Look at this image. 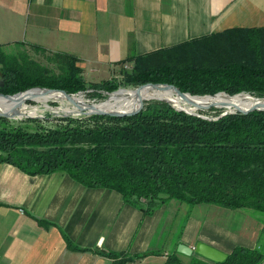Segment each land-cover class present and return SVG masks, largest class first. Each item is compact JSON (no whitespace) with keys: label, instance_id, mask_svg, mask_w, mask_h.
Returning <instances> with one entry per match:
<instances>
[{"label":"trees","instance_id":"16d2710c","mask_svg":"<svg viewBox=\"0 0 264 264\" xmlns=\"http://www.w3.org/2000/svg\"><path fill=\"white\" fill-rule=\"evenodd\" d=\"M132 62L130 71L122 68V81L87 83L70 54L26 42L2 44L0 94L44 88L105 100L120 87L158 84L196 96L223 92L264 98V28L226 29ZM152 101L159 100L132 105L128 111L149 102L129 116H65L50 126L38 119L17 123L0 117V164L29 176L66 173L86 188L119 193L123 203L144 215L170 203L186 206V218L198 204L264 214V111L206 118ZM161 254L105 255L114 264H128ZM164 264H184L176 247ZM186 264H264V254L235 247L222 262L191 256Z\"/></svg>","mask_w":264,"mask_h":264},{"label":"crops","instance_id":"0c3cea01","mask_svg":"<svg viewBox=\"0 0 264 264\" xmlns=\"http://www.w3.org/2000/svg\"><path fill=\"white\" fill-rule=\"evenodd\" d=\"M231 28H264V0H0L1 44L70 54L84 80L116 78L136 56ZM186 213L170 203L144 215L66 173L0 164V264H114L105 254L149 251L162 254L128 264H164L174 247L199 242L264 254V218L252 210L198 204Z\"/></svg>","mask_w":264,"mask_h":264},{"label":"rangeland","instance_id":"374dc122","mask_svg":"<svg viewBox=\"0 0 264 264\" xmlns=\"http://www.w3.org/2000/svg\"><path fill=\"white\" fill-rule=\"evenodd\" d=\"M2 34H3L2 30H0V45H2L1 44V40L3 39ZM31 54L34 60H36L39 63L45 64V60L42 56H40L39 54H34L32 52ZM124 70H126L127 72L130 71V69H124ZM123 74L124 73H120L116 77V81L118 82L122 81ZM85 80H87V83H101L106 80V77L102 78L97 75H93L90 77V79L86 78ZM132 88H138V87H134V86L120 87L118 88L119 91L116 92V94H128L134 91L148 92L150 91V89L151 90L153 89V87L148 88V89H132ZM31 97L33 99L19 103L16 106L3 108V109L0 108V112L8 113L10 116L9 118H6V119L10 120L11 122L19 123L27 119H38L45 126L55 125L57 122H59L60 118H63L65 116L78 118V117H85L86 114L84 113H89L88 111H86L79 105H74L67 101L65 102V100L57 99L52 96H47L44 93L34 92L31 94ZM110 97L111 96H109V98L105 100H91L87 97L86 93H83V94L77 95L76 99L83 103L91 105V104H103L108 99H110ZM110 101L112 102V105H113L111 109L109 110L110 112H119L123 109L125 105L124 101H115L113 99H111ZM139 102H144V101H139ZM152 102H162V101H152ZM185 102L186 103H179L178 105H174V106L172 105V107L176 109H184L192 113L201 112V116L206 117V118L214 117L216 115L222 114L225 111H228V110L230 111L233 108L232 106L231 107L217 106V107H212L208 110H200V107L195 106V105H189L187 104V101ZM147 103H144L141 105L144 106ZM20 117H25V118L19 119ZM254 213L256 214L257 217L261 219L264 218V214L257 213V212H254Z\"/></svg>","mask_w":264,"mask_h":264},{"label":"water","instance_id":"95a60500","mask_svg":"<svg viewBox=\"0 0 264 264\" xmlns=\"http://www.w3.org/2000/svg\"><path fill=\"white\" fill-rule=\"evenodd\" d=\"M144 86H150V87H153L154 89H158V90L171 91L174 95H176V97H178L184 101H189L190 98H214V97L219 96V95H222L228 99H233L236 97L243 96V97H247V98L254 100V105H252L249 108L240 109V108H237L236 106H232L233 107L232 110L225 111L220 116H223V115L228 114V113H235V112L247 114V113L252 112V111H264V103L260 102V101H264V98H256V97H253L249 94L240 93L237 95H228L226 93L221 92V93H217L215 95L196 96V95H190L188 93H182L176 87H174L172 85L147 84V85H142L139 87H144ZM32 90H39V91L46 93V94L47 93H59L64 97V99L66 101H71V97L74 95L83 94V92H79V93L74 94V95H69V94L65 93L64 91H59V90H51V89H44V88H32V89L17 93V94L12 95V96L0 94V97L6 98V99H11L15 96L21 95L23 93H27V92L32 91ZM118 91L119 90L117 89L114 92L108 93L107 94L108 98H109V96L115 94ZM159 101H162V100H159ZM162 102H165V103H168L169 105H171L167 101H162ZM191 102H190V104L193 105V103H191ZM89 107L92 110V112L91 113H84V114H86V115H108V116H114V117H123V116H129V115H133V114L137 113L138 111H140L142 109L143 105H140L138 108L131 110V111H120V112L102 111L99 109H95L94 105H90ZM212 107H217V106L213 103H210L207 107H204V108L200 107V110H208ZM176 110L184 111V112L189 113V114H196V113L188 112L184 109H176ZM9 116L10 115L6 112H0V117L9 118ZM177 252L179 254H182V255H185L188 257H191L193 255H197V256H199L205 260H208L210 262H222L227 257L226 254L218 251L217 249H215L213 247H210V246L203 244V243H200V242L197 243L194 247H187L183 244H180L177 247Z\"/></svg>","mask_w":264,"mask_h":264},{"label":"bare ground","instance_id":"6f19581e","mask_svg":"<svg viewBox=\"0 0 264 264\" xmlns=\"http://www.w3.org/2000/svg\"><path fill=\"white\" fill-rule=\"evenodd\" d=\"M150 88H152V87H150ZM34 92L43 93L39 90H32V91H29L27 93H23L21 95L15 96L11 99H6V98L0 97V108L3 109V108L16 106L19 103L31 100V99H33L31 97V94ZM44 94H46V93H44ZM46 95L52 96V97L57 98V99L65 100L64 97L59 93H47ZM76 96L77 95L72 96L71 101H67V102L74 104V105H79L83 109H85L86 111L91 113L92 110L89 107L90 105L77 100ZM111 99H113L115 101H124L125 102V105L121 111H128L129 108L134 103L139 102V101L162 100V101L169 102L173 106L178 105L179 103H186L184 100L176 97V95H174L171 91L158 90V89L153 88L152 90L150 89V91H148V92L134 91V92H130L128 94H116L115 93V94L111 95L110 99H108L105 103H103V104H91V105H94L95 109L110 112L109 110L113 106L112 102L110 101ZM65 102H66V100H65ZM190 102L193 103V105L198 106V107H207L210 103H213L216 106H226V107L236 106L237 108H240V109H246V108H249L252 105H254V100L247 98V97L241 96V97H236L233 99H228L222 95L216 96L214 98H190L189 101H187V104L192 105V104H190ZM260 102L264 103V101H260Z\"/></svg>","mask_w":264,"mask_h":264},{"label":"built area","instance_id":"2783aa9c","mask_svg":"<svg viewBox=\"0 0 264 264\" xmlns=\"http://www.w3.org/2000/svg\"><path fill=\"white\" fill-rule=\"evenodd\" d=\"M132 64L130 65H125L124 69H130L131 70Z\"/></svg>","mask_w":264,"mask_h":264}]
</instances>
